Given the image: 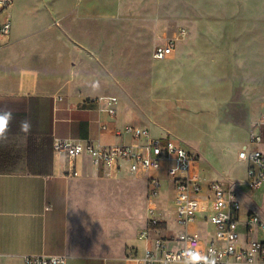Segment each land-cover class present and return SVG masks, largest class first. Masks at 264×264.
Wrapping results in <instances>:
<instances>
[{
  "label": "rangeland",
  "instance_id": "374dc122",
  "mask_svg": "<svg viewBox=\"0 0 264 264\" xmlns=\"http://www.w3.org/2000/svg\"><path fill=\"white\" fill-rule=\"evenodd\" d=\"M11 14L9 46L18 38L20 54L35 55L23 62L43 81L117 96L118 119L199 154L209 177L240 182L243 206L264 218V186L244 184L247 166L237 160L264 110V0H14ZM180 26L188 34L174 53L154 59L155 45ZM131 176L111 187L117 219L138 228L150 203L159 217L173 215L169 182L148 199L140 175Z\"/></svg>",
  "mask_w": 264,
  "mask_h": 264
},
{
  "label": "crops",
  "instance_id": "0c3cea01",
  "mask_svg": "<svg viewBox=\"0 0 264 264\" xmlns=\"http://www.w3.org/2000/svg\"><path fill=\"white\" fill-rule=\"evenodd\" d=\"M11 36L0 49L6 51L0 57V108L11 109L15 117L8 142L0 145V264H25L24 255L32 254H63L67 264H134L126 257L144 250L139 232L147 208L138 228L134 218L121 222L116 218L120 200L111 190L132 174L100 168L86 154L69 162L54 151L55 137L95 144L121 142L123 137L102 131L101 124L122 128L127 122L90 103L94 95L63 92L43 81L23 62L25 56L35 55L22 56L14 43L18 38L9 46ZM25 119L32 125L26 136L19 131ZM135 179L143 181L147 195L145 178ZM170 201L168 212L173 215L161 218L174 227ZM211 228L202 221L191 226L207 238Z\"/></svg>",
  "mask_w": 264,
  "mask_h": 264
},
{
  "label": "built area",
  "instance_id": "2783aa9c",
  "mask_svg": "<svg viewBox=\"0 0 264 264\" xmlns=\"http://www.w3.org/2000/svg\"><path fill=\"white\" fill-rule=\"evenodd\" d=\"M14 0H0V49L10 40ZM188 31L180 26L175 34L155 45L153 58H169L177 42ZM101 111L116 118L119 100L114 95L88 99ZM102 131L123 137L118 143L95 144L92 141L54 138V151L69 162L88 155L94 164L118 173L127 170L145 178L148 199L163 192V182L173 193L174 227L147 207L145 226L139 238L145 242L142 254L126 258L134 264H186L188 252H198L214 264H264V218L256 211L246 210L237 194L240 182L232 185L205 173L201 158L172 137L154 136L147 128L126 123L122 128L101 124ZM237 160L247 166L243 183L252 189L264 186V110L252 120L249 143L237 151ZM242 184V183H241ZM210 225L208 238L200 230H191L198 222ZM208 231V227H206ZM206 231V232H207ZM262 233L260 238L258 235ZM25 264H67L63 254L24 255ZM199 264H204L200 261Z\"/></svg>",
  "mask_w": 264,
  "mask_h": 264
},
{
  "label": "clouds",
  "instance_id": "9594fccd",
  "mask_svg": "<svg viewBox=\"0 0 264 264\" xmlns=\"http://www.w3.org/2000/svg\"><path fill=\"white\" fill-rule=\"evenodd\" d=\"M15 119L14 113L11 109L0 108V145H4L9 140V131L12 121ZM31 122L27 119L22 120L19 124V131L28 135L31 132ZM203 261L204 264H214V261L208 257L202 256L198 252H188L186 264H199Z\"/></svg>",
  "mask_w": 264,
  "mask_h": 264
}]
</instances>
